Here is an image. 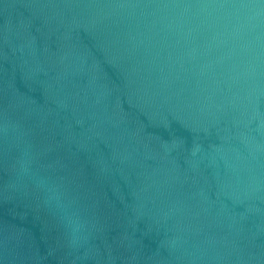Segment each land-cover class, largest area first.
<instances>
[{
    "label": "water",
    "instance_id": "obj_1",
    "mask_svg": "<svg viewBox=\"0 0 264 264\" xmlns=\"http://www.w3.org/2000/svg\"><path fill=\"white\" fill-rule=\"evenodd\" d=\"M0 264H264V0H0Z\"/></svg>",
    "mask_w": 264,
    "mask_h": 264
}]
</instances>
